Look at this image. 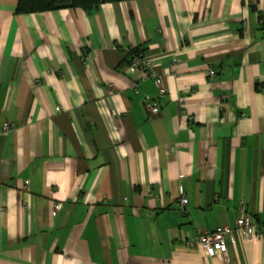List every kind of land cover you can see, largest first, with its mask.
Masks as SVG:
<instances>
[{"label":"crops","instance_id":"obj_1","mask_svg":"<svg viewBox=\"0 0 264 264\" xmlns=\"http://www.w3.org/2000/svg\"><path fill=\"white\" fill-rule=\"evenodd\" d=\"M17 1L0 0V264H219L196 238L221 225L226 264H264V0Z\"/></svg>","mask_w":264,"mask_h":264},{"label":"built area","instance_id":"obj_2","mask_svg":"<svg viewBox=\"0 0 264 264\" xmlns=\"http://www.w3.org/2000/svg\"><path fill=\"white\" fill-rule=\"evenodd\" d=\"M153 61L150 58H146L142 55H133L131 57L130 63L128 65V70L130 72H140L144 76L150 77L155 81V84L159 87V92L162 95L164 92L160 86V80L156 79L155 74L153 72ZM215 75L213 70H209L208 76L211 79ZM59 111V108L56 109ZM147 112L154 116L158 113V106L154 103H148L146 105ZM10 129V124H7L0 128V133L7 132ZM187 204V200L185 198H181L180 205L185 206ZM59 206H54V210L57 211ZM235 227L242 232L247 237H254L260 234L259 229L253 224L252 217L247 214L243 207L240 208V214L236 218ZM233 230L226 225H221L215 228L210 233H204L199 235L196 238V242L201 247L204 255L210 259H216L219 264L227 263V255H228V247L227 240L232 235Z\"/></svg>","mask_w":264,"mask_h":264},{"label":"trees","instance_id":"obj_3","mask_svg":"<svg viewBox=\"0 0 264 264\" xmlns=\"http://www.w3.org/2000/svg\"><path fill=\"white\" fill-rule=\"evenodd\" d=\"M132 0H18L16 14H33L61 9H82L86 13L95 11L103 3H118ZM143 51L133 49L128 52L125 61L128 65L133 55H141Z\"/></svg>","mask_w":264,"mask_h":264}]
</instances>
